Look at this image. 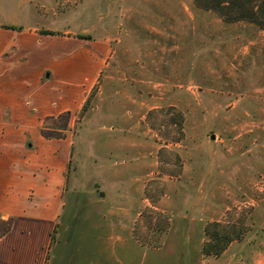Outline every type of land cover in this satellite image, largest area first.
Returning a JSON list of instances; mask_svg holds the SVG:
<instances>
[{
	"label": "rangeland",
	"instance_id": "obj_1",
	"mask_svg": "<svg viewBox=\"0 0 264 264\" xmlns=\"http://www.w3.org/2000/svg\"><path fill=\"white\" fill-rule=\"evenodd\" d=\"M21 2L0 20L57 34L47 105L4 116L21 203L102 263L264 264V30L196 0ZM212 223L242 259L202 254Z\"/></svg>",
	"mask_w": 264,
	"mask_h": 264
},
{
	"label": "crops",
	"instance_id": "obj_2",
	"mask_svg": "<svg viewBox=\"0 0 264 264\" xmlns=\"http://www.w3.org/2000/svg\"><path fill=\"white\" fill-rule=\"evenodd\" d=\"M21 4L31 3L22 0ZM33 9L37 11L34 5ZM50 36L56 35L38 33L35 23L11 24L0 20V221L4 223L13 217L9 229L0 231V264H106L101 262L100 253L81 250L79 242L68 234L69 228L58 224V215L54 217L48 213L52 208L45 204L21 203L19 195L22 191L17 186L11 187L13 179L17 178L13 164L18 158L2 155L3 132L14 130L13 125L5 123L4 116L20 113L24 106L22 100H31L38 106L47 105L49 67L56 62L48 57L47 49L41 45ZM22 90L26 92L23 97ZM37 209L38 214L12 213ZM242 245L244 243H232L224 255L242 259L238 256ZM112 264H116V260Z\"/></svg>",
	"mask_w": 264,
	"mask_h": 264
},
{
	"label": "trees",
	"instance_id": "obj_3",
	"mask_svg": "<svg viewBox=\"0 0 264 264\" xmlns=\"http://www.w3.org/2000/svg\"><path fill=\"white\" fill-rule=\"evenodd\" d=\"M196 2L202 9L216 12L230 23L248 22L264 30V0H196ZM42 33L57 35L50 31ZM205 233L208 240L202 247V254L207 257H220L232 242L240 240L239 234L229 232L220 223L210 224L206 227Z\"/></svg>",
	"mask_w": 264,
	"mask_h": 264
}]
</instances>
